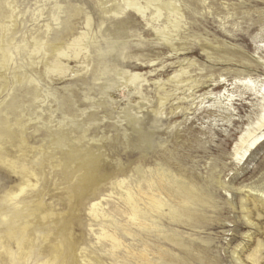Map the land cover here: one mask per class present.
<instances>
[{"label": "rangeland", "instance_id": "obj_1", "mask_svg": "<svg viewBox=\"0 0 264 264\" xmlns=\"http://www.w3.org/2000/svg\"><path fill=\"white\" fill-rule=\"evenodd\" d=\"M262 133L264 0H0V264H264Z\"/></svg>", "mask_w": 264, "mask_h": 264}, {"label": "bare ground", "instance_id": "obj_2", "mask_svg": "<svg viewBox=\"0 0 264 264\" xmlns=\"http://www.w3.org/2000/svg\"><path fill=\"white\" fill-rule=\"evenodd\" d=\"M137 10L138 11H141V7H137ZM78 41V44L75 45V42L73 41L70 45H68V49L70 47H75V46H79V38L76 40V42ZM57 57L58 59H61L63 57H66L68 58L69 57V53L67 51H57ZM80 54V50L77 51L75 53V56H78ZM60 61V60H59ZM51 72H55L57 70H59L60 72H62L63 70L60 68V67H56V66H53L51 67ZM250 82V81H249ZM232 97V96H231ZM262 138H264V133L260 134L259 136L255 137V139L249 144V146H253L257 141L261 140ZM163 176L159 178L158 180V195H153V194H150V201L151 202H154V203H157V207L159 205H161L162 203L165 204V196H163V191L164 192H170L169 189L166 188L165 186V183H163ZM124 184V181L123 180H120L118 182V187H122ZM152 190L156 189V188H153V186H151ZM173 191L176 192L178 195L180 196H185V195H188L190 194V191H189V188L186 187V186H182V185H177L176 187H172ZM98 195L97 194H93L91 197H89V199H92V202L89 206V214L94 217V218H98L99 216H103L102 214V210L100 208L101 206V200L98 199L97 197ZM160 197V198H159ZM97 198V199H96ZM133 196H132V192L128 190L127 188V191H126V198L123 199L124 201V205H123V208L121 209V215L125 216V218L127 219V221L129 222H132V224H136L138 226H148V223L146 220L142 221L140 218H141V215L140 213L137 211V208L135 209V207H129L128 204H133ZM166 206V204H165ZM166 209V207L164 208V210ZM161 213V212H160ZM159 212H157V218L159 219L160 217H163L166 212L163 211V213L160 215ZM191 214H194L192 211H191ZM178 219L179 220H182V217L181 215H178ZM144 223V224H142ZM145 228H143L142 230H146ZM115 231V230H114ZM113 230H108L103 228L101 230V233H100V237L102 238H105L106 240H108L109 242V252L110 254H115L116 251L118 250V248L121 246V241L119 239V237L116 235V233L114 232ZM148 231H150V229H148ZM155 240V239H154ZM153 240V241H154ZM152 243V242H151ZM189 252L186 251L185 252V256L188 254ZM146 253H142V256H145ZM180 264H185L184 261H180Z\"/></svg>", "mask_w": 264, "mask_h": 264}]
</instances>
